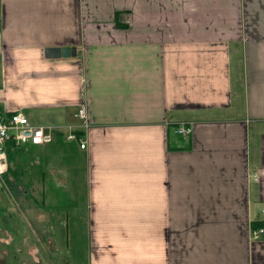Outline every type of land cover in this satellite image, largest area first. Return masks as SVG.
I'll list each match as a JSON object with an SVG mask.
<instances>
[{
    "label": "crops",
    "instance_id": "crops-1",
    "mask_svg": "<svg viewBox=\"0 0 264 264\" xmlns=\"http://www.w3.org/2000/svg\"><path fill=\"white\" fill-rule=\"evenodd\" d=\"M0 109L86 142L89 264H264V0H0Z\"/></svg>",
    "mask_w": 264,
    "mask_h": 264
},
{
    "label": "rangeland",
    "instance_id": "rangeland-1",
    "mask_svg": "<svg viewBox=\"0 0 264 264\" xmlns=\"http://www.w3.org/2000/svg\"><path fill=\"white\" fill-rule=\"evenodd\" d=\"M57 137L11 151L0 186V264H89L86 175L71 141Z\"/></svg>",
    "mask_w": 264,
    "mask_h": 264
},
{
    "label": "built area",
    "instance_id": "built-area-1",
    "mask_svg": "<svg viewBox=\"0 0 264 264\" xmlns=\"http://www.w3.org/2000/svg\"><path fill=\"white\" fill-rule=\"evenodd\" d=\"M80 118L85 117V110L81 108L78 112ZM86 126H88L86 124ZM176 132L189 136L193 132V125L181 123ZM63 133L67 140L80 142L81 148L86 147V142L81 134L73 126L52 127L49 125L35 124L21 111L5 114L0 109V186L10 169L9 150L23 144L46 145L53 141L55 134ZM264 235V227L252 230L253 238Z\"/></svg>",
    "mask_w": 264,
    "mask_h": 264
},
{
    "label": "water",
    "instance_id": "water-1",
    "mask_svg": "<svg viewBox=\"0 0 264 264\" xmlns=\"http://www.w3.org/2000/svg\"><path fill=\"white\" fill-rule=\"evenodd\" d=\"M45 55L49 58L71 56L76 55V49L74 47H47L45 49Z\"/></svg>",
    "mask_w": 264,
    "mask_h": 264
},
{
    "label": "trees",
    "instance_id": "trees-1",
    "mask_svg": "<svg viewBox=\"0 0 264 264\" xmlns=\"http://www.w3.org/2000/svg\"><path fill=\"white\" fill-rule=\"evenodd\" d=\"M16 147H11V149L9 150V158H10V168H11V161L13 159V154L11 153V151H13ZM10 170V169H9Z\"/></svg>",
    "mask_w": 264,
    "mask_h": 264
}]
</instances>
